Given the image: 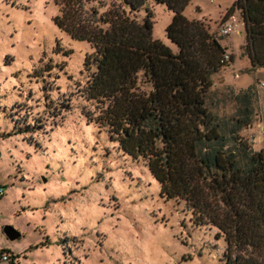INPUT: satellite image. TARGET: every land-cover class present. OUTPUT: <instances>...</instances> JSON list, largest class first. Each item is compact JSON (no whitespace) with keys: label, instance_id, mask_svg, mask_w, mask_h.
<instances>
[{"label":"rangeland","instance_id":"obj_1","mask_svg":"<svg viewBox=\"0 0 264 264\" xmlns=\"http://www.w3.org/2000/svg\"><path fill=\"white\" fill-rule=\"evenodd\" d=\"M234 1L190 0L182 13L203 20L232 55L211 75L217 114L234 110L228 89L252 90V120L240 135L254 151L264 144V66L243 53L241 23L218 33ZM146 10L152 37L176 52L165 35L172 11L146 0L136 18ZM59 13L56 0H0V250L17 255L13 264H221L216 229L194 224L182 200L159 194L140 159L85 121L74 92L91 48L57 27ZM66 98L69 107L52 116ZM15 123L29 128L6 134ZM6 226L18 237L9 239Z\"/></svg>","mask_w":264,"mask_h":264},{"label":"trees","instance_id":"obj_2","mask_svg":"<svg viewBox=\"0 0 264 264\" xmlns=\"http://www.w3.org/2000/svg\"><path fill=\"white\" fill-rule=\"evenodd\" d=\"M145 1L56 0L54 23L91 48L74 92L81 114L144 163L162 197L182 200L194 224L216 229L221 264H264V144L251 151L240 135L252 120L253 92L228 89L234 110L217 114L211 75L232 55L223 58L225 47L203 20L183 15L190 0H154L172 11L165 27L172 52L152 37L150 11L136 18ZM234 10L243 53L251 66H264V0H235L223 18ZM65 100L50 102L52 116L69 107ZM13 127L6 134L29 128ZM1 254L10 264L17 257Z\"/></svg>","mask_w":264,"mask_h":264},{"label":"built area","instance_id":"obj_3","mask_svg":"<svg viewBox=\"0 0 264 264\" xmlns=\"http://www.w3.org/2000/svg\"><path fill=\"white\" fill-rule=\"evenodd\" d=\"M239 24H240V22L237 23L236 17L233 15V13H231L227 17H225V18H223L221 20V23H220V25L218 27V33L221 34V35L228 34L229 32L233 31L235 29V27L238 26ZM223 58L227 59L228 58V54L225 53L223 55ZM2 194H3V189L0 186V196ZM0 259L1 260H5L6 259V255L5 254H1L0 255Z\"/></svg>","mask_w":264,"mask_h":264},{"label":"water","instance_id":"obj_4","mask_svg":"<svg viewBox=\"0 0 264 264\" xmlns=\"http://www.w3.org/2000/svg\"><path fill=\"white\" fill-rule=\"evenodd\" d=\"M4 231H5V234L7 235V237L9 239L16 238L19 235V233L16 230H14L12 227H10V226H6L4 228Z\"/></svg>","mask_w":264,"mask_h":264}]
</instances>
